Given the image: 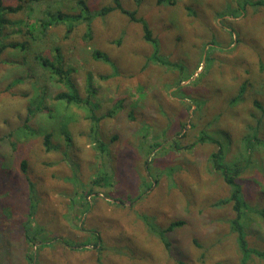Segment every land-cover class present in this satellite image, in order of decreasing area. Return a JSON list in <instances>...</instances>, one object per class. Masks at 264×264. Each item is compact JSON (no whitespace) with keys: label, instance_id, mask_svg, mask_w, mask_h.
Masks as SVG:
<instances>
[{"label":"rangeland","instance_id":"rangeland-1","mask_svg":"<svg viewBox=\"0 0 264 264\" xmlns=\"http://www.w3.org/2000/svg\"><path fill=\"white\" fill-rule=\"evenodd\" d=\"M173 1L120 0L156 42L101 16L112 0L5 14L0 42L20 47L0 53V264H264V0ZM237 167L250 255L221 204Z\"/></svg>","mask_w":264,"mask_h":264},{"label":"trees","instance_id":"trees-1","mask_svg":"<svg viewBox=\"0 0 264 264\" xmlns=\"http://www.w3.org/2000/svg\"><path fill=\"white\" fill-rule=\"evenodd\" d=\"M20 3L22 5H19L18 7H5L4 6V0H0V40L2 41L3 36H4V30L6 28V26L9 24L8 20L5 18V14L6 13H12V14H16L19 11L24 9V5H37V4H43L46 3L49 0H19ZM114 5L113 6H109V7H104L101 12L100 15L101 16H106L114 11H120L122 14L128 16L130 18V20L134 23L137 24H141L143 27V30L145 32V39L149 42H156L155 37L153 36V32L150 29V26L148 25L147 21L144 18H139L137 16L136 12H129L127 10H125L122 5L120 0H112ZM170 3L173 4L174 1L173 0H159L160 4L163 3ZM258 5L260 6H264V3H258ZM85 11H87V9H84ZM58 17V21L57 24L60 23L59 21L64 20V16L63 15H59ZM57 19V18H56ZM80 19L79 16L75 17V20ZM86 21H90L91 20V16H86L85 19ZM69 23H73L70 22ZM42 25H45L44 23ZM71 25V24H70ZM74 26H70V28H68V35H70L73 31ZM91 28L88 25V29ZM20 46L18 43H10V44H4L0 42V53H3L4 50L6 49H18ZM93 55L96 59H102L103 61L109 63V59L107 58V56L105 54H102L98 51H93ZM39 62V61H38ZM41 64L43 67H49L51 69V71L56 74V75H60L62 76V78L64 77L63 74L61 73V71L59 70V68L54 67V64H51L49 60H41ZM65 79V78H64ZM57 100H63V101H67L69 104H77V105H81L83 104V100L80 98V96L78 95V92H69V93H63V94H59L56 97ZM85 104V103H84ZM91 120L95 123H98L96 121L97 118L92 116ZM100 121V120H99ZM96 129H94V133H96ZM33 135H36V132L33 131ZM52 135L51 134H46L45 138H44V145L47 149V151H50L51 149H53V145L50 143ZM222 149L219 150L218 154H215L213 156V162L216 168L222 169L221 168V164L223 163L222 161ZM22 170H26V163L22 164ZM241 174H243V170L239 167L235 168V169H229L224 171V178L227 182L228 185H230L232 187V195L229 199L223 200L221 202V204H225V203H229V202H234L235 206H234V210L236 211L237 214V218L236 220L233 221V229L238 233V243L239 246L242 250V252L244 254H252L253 251L250 250L248 248V243L246 241V235L245 232L243 230V226L241 225V219L243 217V208L245 205L244 199H243V194H242V189L241 186L238 182V178L241 176ZM182 225L181 223H174L169 229L168 231H171L174 227H178ZM168 248H170V246H167ZM259 257H261L264 260V254H261L259 252H255ZM31 261V259H30ZM183 264V263H181Z\"/></svg>","mask_w":264,"mask_h":264}]
</instances>
